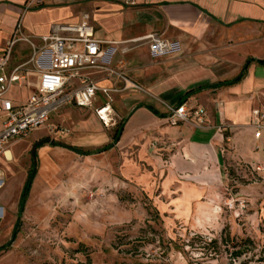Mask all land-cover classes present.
<instances>
[{
  "label": "crops",
  "instance_id": "1",
  "mask_svg": "<svg viewBox=\"0 0 264 264\" xmlns=\"http://www.w3.org/2000/svg\"><path fill=\"white\" fill-rule=\"evenodd\" d=\"M27 2L0 0V51L19 23L24 35L39 41L51 32L53 24H76L86 14L97 38L115 42L106 46L116 48L110 65L120 69L126 82L99 68H85L82 73L102 86L118 89L113 92L117 116L122 118L129 112V118H123L119 140H114V133L95 111L105 102V96L98 92L92 107L63 106L92 113L74 127L79 132L75 140L62 143L92 148L93 153L87 156L103 153L104 158L137 148V155L152 168L134 179L150 192L166 223L187 222L202 215L190 214L196 203L221 202L229 167L238 169V164L246 163L252 170L264 169V118L257 137L253 112L259 109L264 114V0H40L26 9ZM153 32L178 41L181 51L152 56L143 37ZM31 55L30 45L19 41L10 69ZM25 73L23 82L12 85L7 93L15 105L27 102L40 83L41 74L32 65ZM131 83L150 93L128 94L130 88L124 86ZM208 84L215 86L187 96L184 102L188 108H205V123L189 120L172 125L167 105H178L186 92ZM4 118L0 115V129ZM39 130L47 129L41 126L34 131ZM60 133L68 131L61 128ZM109 144V149L98 151ZM9 146L7 153L12 152ZM7 153L4 155L9 158ZM118 158L123 160L120 154ZM260 174L264 188V171ZM255 184L258 182L242 185L237 200L255 202ZM260 200L264 204V190ZM2 212L3 208L1 216ZM248 218L264 224V214Z\"/></svg>",
  "mask_w": 264,
  "mask_h": 264
},
{
  "label": "rangeland",
  "instance_id": "2",
  "mask_svg": "<svg viewBox=\"0 0 264 264\" xmlns=\"http://www.w3.org/2000/svg\"><path fill=\"white\" fill-rule=\"evenodd\" d=\"M137 92L150 93L144 87L127 90ZM69 107L50 117L47 130L11 142L10 159L0 153V264H264V224L248 218L264 214L258 202L264 169L252 170L246 163L229 167L221 202L196 203L190 214L202 215L166 223L150 192L134 179L152 168L137 148L119 153L121 161L119 154L87 156L51 145L70 144L79 133L74 127L92 113ZM128 113L107 127L112 134ZM61 128L68 133H60ZM47 138L53 142L39 144L34 159L33 145ZM33 164L37 175L20 213ZM254 181L255 202L237 200L241 186Z\"/></svg>",
  "mask_w": 264,
  "mask_h": 264
},
{
  "label": "built area",
  "instance_id": "3",
  "mask_svg": "<svg viewBox=\"0 0 264 264\" xmlns=\"http://www.w3.org/2000/svg\"><path fill=\"white\" fill-rule=\"evenodd\" d=\"M39 1L28 0L26 9ZM128 3H133V0H128ZM143 38L149 43V50L154 57L181 51L178 41L164 38L158 33L153 32ZM19 41L30 45L32 55L28 61L10 69L14 49ZM108 44L115 45V42L97 38L87 14L76 24H53L51 32L42 35L39 41L24 35L21 23L17 25L12 38L0 51V115L5 117L0 129V153L6 154L9 144L14 140L28 137L38 127L47 126L53 112L61 107L67 104L92 107L98 92L105 96V102L96 107L95 111L106 127L113 126L117 120L113 92L118 89L102 86L97 80L82 73L85 68H99L109 76L116 75L127 81L122 72L110 65L111 55L116 48H107ZM29 65L41 74L39 86L27 102L15 105L7 93L12 85L23 82ZM128 88L142 89L135 83L125 84L124 89ZM167 108L172 125L189 120L202 125L206 121L207 112L203 107L188 108L182 103L167 105ZM253 112L257 118L256 136L259 137L264 114L259 109ZM149 256L151 253L147 254Z\"/></svg>",
  "mask_w": 264,
  "mask_h": 264
},
{
  "label": "trees",
  "instance_id": "4",
  "mask_svg": "<svg viewBox=\"0 0 264 264\" xmlns=\"http://www.w3.org/2000/svg\"><path fill=\"white\" fill-rule=\"evenodd\" d=\"M216 85H220V84H216ZM213 86H215V84H208L206 86H200L198 88H195V89H192V90L186 92L185 96L183 98H181V100L179 101L178 105L184 103L187 96H189V95H191L193 93H196L198 91H201V90H203L205 88H209V87H213ZM123 127H124V119H122L118 123V125L116 127V130H115V132L113 134V137H114L115 141L119 140L120 135H121V133L123 131ZM52 144L53 145H60V146L67 147L69 149H72V150H74V151H76V152H78L80 154H84V155H89V154L93 153L92 151H86V150H82L81 148H77V147H74V146H68V145L63 144L61 142H55L54 141ZM111 146H112V144L106 145L103 149L98 150V151L101 152L103 150H107ZM36 175H37V165L33 164V166L31 167V169H30V171L28 173L27 180H26V182L24 184L22 198H21V202H20V207H21L20 208V213H23V211L25 209V204H26V201H27V197H28V195H29V193L31 191V188H32V185H33V182H34V179H35ZM241 254H242V252H240V251H236L235 252V255H237V256H239Z\"/></svg>",
  "mask_w": 264,
  "mask_h": 264
},
{
  "label": "water",
  "instance_id": "5",
  "mask_svg": "<svg viewBox=\"0 0 264 264\" xmlns=\"http://www.w3.org/2000/svg\"><path fill=\"white\" fill-rule=\"evenodd\" d=\"M51 143L53 142L52 139L50 138H47V139H44V140H40V141H37L34 145H33V148H32V156L34 157V159L36 158V149L38 147L39 144L41 143Z\"/></svg>",
  "mask_w": 264,
  "mask_h": 264
},
{
  "label": "bare ground",
  "instance_id": "6",
  "mask_svg": "<svg viewBox=\"0 0 264 264\" xmlns=\"http://www.w3.org/2000/svg\"><path fill=\"white\" fill-rule=\"evenodd\" d=\"M11 153H12V152H10V151L7 153V156H8L9 158H11ZM0 217H1V208H0Z\"/></svg>",
  "mask_w": 264,
  "mask_h": 264
}]
</instances>
